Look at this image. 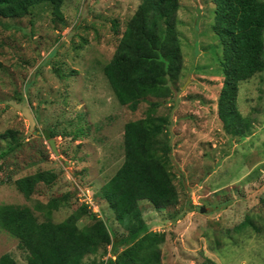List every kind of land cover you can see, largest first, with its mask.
Wrapping results in <instances>:
<instances>
[{
    "label": "rangeland",
    "instance_id": "374dc122",
    "mask_svg": "<svg viewBox=\"0 0 264 264\" xmlns=\"http://www.w3.org/2000/svg\"><path fill=\"white\" fill-rule=\"evenodd\" d=\"M140 2L65 0L66 25L53 19L48 5L22 18H1L0 134L16 131L22 144L0 162V205L35 209L37 202L72 193L54 210L55 222L91 199L89 210L112 231L125 232L102 187L124 161L125 124L145 117L150 101L158 100L163 103L157 114L171 118V171L180 198L167 208L145 200L140 207L152 230L166 233L164 264H264V72L240 83L236 103L250 119L249 129L232 133L219 115L223 44L215 31L214 0H180L184 66L170 85L173 94L148 96L135 111L122 105L104 65ZM10 140L0 139V151ZM39 168L54 171L56 181L39 184L27 198L14 181ZM193 205L206 210H192ZM35 213L44 219L40 210ZM246 216L249 223L238 230ZM89 221L85 215L80 224ZM4 253L28 262L19 240L0 228V256ZM95 256L100 257L89 254L84 260ZM109 257L114 255L102 259Z\"/></svg>",
    "mask_w": 264,
    "mask_h": 264
},
{
    "label": "trees",
    "instance_id": "16d2710c",
    "mask_svg": "<svg viewBox=\"0 0 264 264\" xmlns=\"http://www.w3.org/2000/svg\"><path fill=\"white\" fill-rule=\"evenodd\" d=\"M64 2L0 0V22L1 18L25 17L38 5H48L53 19L66 25ZM214 3L215 31L223 44L224 83L218 102L219 115L232 133L243 135L249 129L246 122L250 119L239 111L236 97L241 82L264 72V0H214ZM179 7L180 0H141L121 33L111 60L104 65L117 99L133 111L148 96H171L170 85L182 76ZM112 24L118 26L117 21ZM161 103L150 101L145 117L125 124L124 161L102 187L103 198L115 211L125 232L112 231L105 218L89 210L88 202L55 222L54 210L70 199L72 193L47 203L37 202L35 209L26 204L0 205V228L19 240L20 247L28 253L27 264H164L161 247L167 240L166 233L152 230L140 207L145 200L157 208H167L176 205L180 198L171 171L173 145L168 134L171 118L157 114ZM5 136L11 140L6 150L0 151V162L22 144L16 131L6 130L0 139ZM56 178L54 171L39 168L16 178L14 183L30 198L39 184L52 185ZM92 205L98 206L95 201ZM196 207L193 205L192 210ZM202 208L206 210L205 206ZM36 210L43 213V220H39ZM85 215L90 221L80 224ZM246 218L238 224V230L247 224L250 217ZM108 252L114 258L102 259ZM89 254L100 257L84 260ZM0 264L21 263L10 253H4Z\"/></svg>",
    "mask_w": 264,
    "mask_h": 264
},
{
    "label": "water",
    "instance_id": "95a60500",
    "mask_svg": "<svg viewBox=\"0 0 264 264\" xmlns=\"http://www.w3.org/2000/svg\"><path fill=\"white\" fill-rule=\"evenodd\" d=\"M49 143H50V146H51V148L53 149V151H55V153H58V151H57V149H56V145H55L54 138L49 139ZM196 208H197L198 211H202V210H201V209H202V206L197 205Z\"/></svg>",
    "mask_w": 264,
    "mask_h": 264
},
{
    "label": "built area",
    "instance_id": "2783aa9c",
    "mask_svg": "<svg viewBox=\"0 0 264 264\" xmlns=\"http://www.w3.org/2000/svg\"><path fill=\"white\" fill-rule=\"evenodd\" d=\"M87 202H88V201H87ZM87 202H86V203H87ZM88 203H92L91 199H90V201H89ZM95 209H96V207H95Z\"/></svg>",
    "mask_w": 264,
    "mask_h": 264
}]
</instances>
